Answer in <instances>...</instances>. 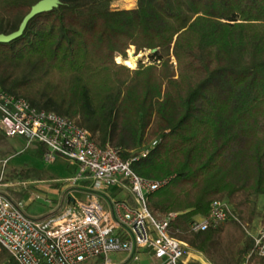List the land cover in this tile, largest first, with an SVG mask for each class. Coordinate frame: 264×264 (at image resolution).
<instances>
[{"label":"trees","instance_id":"obj_1","mask_svg":"<svg viewBox=\"0 0 264 264\" xmlns=\"http://www.w3.org/2000/svg\"><path fill=\"white\" fill-rule=\"evenodd\" d=\"M38 1L0 0V33L17 30ZM57 1L0 42V89L73 119L124 159L139 156L136 174L169 178L148 196L152 215L176 212L172 236L212 264H241L251 240L238 222L264 195V0H136L123 9ZM130 47L155 49L151 62L117 63ZM214 199L238 221L190 232ZM0 263L17 264L2 247Z\"/></svg>","mask_w":264,"mask_h":264},{"label":"built area","instance_id":"obj_2","mask_svg":"<svg viewBox=\"0 0 264 264\" xmlns=\"http://www.w3.org/2000/svg\"><path fill=\"white\" fill-rule=\"evenodd\" d=\"M0 132L43 146L46 161L61 156L77 168L58 209L38 218L27 215L1 189L5 184L0 172V247L17 264H212L169 233L176 212L152 215L148 196L169 178L136 174L131 162L139 156L124 159L117 148L100 145L73 119L1 89ZM229 219L238 221L232 206L214 199L206 215L192 218L188 230L197 233ZM246 232L251 248L241 264H264V216L253 232ZM111 253L119 254V260L112 261Z\"/></svg>","mask_w":264,"mask_h":264},{"label":"rangeland","instance_id":"obj_3","mask_svg":"<svg viewBox=\"0 0 264 264\" xmlns=\"http://www.w3.org/2000/svg\"><path fill=\"white\" fill-rule=\"evenodd\" d=\"M135 3L136 0L129 2L113 0L111 8H132ZM129 49L126 51V56ZM131 51L135 52L134 47ZM138 54H142V56L137 59L135 67L138 62L144 64L151 62L149 50L141 51L136 55ZM39 147L40 145L35 142L27 143L23 137H7L0 132V172L2 171L3 175L2 181L8 184L1 188H5L12 195L8 194L14 201L19 204L26 203L28 205L26 213L34 218L45 215L51 207L56 208L59 205L68 188V181L77 171L75 163L61 156H57L54 162L44 160L37 154ZM82 185L84 186L86 183H82ZM249 209L254 210V215L249 214L247 220L240 219L238 222L245 237L248 238L246 231L253 232L264 216V195H259L256 198L251 197ZM235 214L237 215L236 211ZM109 258L116 262L120 255L111 253ZM146 262L148 261H143V263Z\"/></svg>","mask_w":264,"mask_h":264},{"label":"water","instance_id":"obj_4","mask_svg":"<svg viewBox=\"0 0 264 264\" xmlns=\"http://www.w3.org/2000/svg\"><path fill=\"white\" fill-rule=\"evenodd\" d=\"M57 4H58L57 0H39L37 3H35L31 7L30 11L24 16V18L22 19L17 30H15L11 33H8V34L0 33V42L6 43V42H9V41L19 37L23 33L28 21L32 17H34L35 15H38L40 13L49 11L51 8L55 7ZM154 51H155V49L150 50V52H154Z\"/></svg>","mask_w":264,"mask_h":264},{"label":"bare ground","instance_id":"obj_5","mask_svg":"<svg viewBox=\"0 0 264 264\" xmlns=\"http://www.w3.org/2000/svg\"><path fill=\"white\" fill-rule=\"evenodd\" d=\"M132 47L129 49V53L127 55V58L122 59L119 55H117L115 57V60L117 62H122L123 64H125L126 66L130 67V68H134L136 65V61L139 57L142 56V54H138L136 55L134 52L131 51Z\"/></svg>","mask_w":264,"mask_h":264},{"label":"crops","instance_id":"obj_6","mask_svg":"<svg viewBox=\"0 0 264 264\" xmlns=\"http://www.w3.org/2000/svg\"><path fill=\"white\" fill-rule=\"evenodd\" d=\"M3 183H4V182H3ZM4 184H5V186L8 185V184H6V183H4ZM5 186H4V187H5ZM1 189H2V188H1ZM4 189H5V188H4ZM4 189H2V190L5 191V192H7L6 189H5V190H4ZM7 193L9 194V192H7ZM12 194L14 195V193H12ZM9 195H11V194H9ZM11 196H12V195H11ZM15 196H16V195H15ZM21 206L23 207V210H24L25 213H26V210H27V206H28V205H26V203H22ZM59 206H60V203H59V205H58L56 208L51 207L50 210H49V212H47L45 215H47V214H49V213H51V212L57 210ZM26 214H27V213H26ZM27 215H28V214H27ZM29 215H30V214H29ZM45 215H43V216H45ZM41 217H42V216H41Z\"/></svg>","mask_w":264,"mask_h":264}]
</instances>
